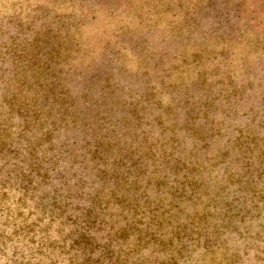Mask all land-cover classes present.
<instances>
[{
    "label": "trees",
    "instance_id": "16d2710c",
    "mask_svg": "<svg viewBox=\"0 0 264 264\" xmlns=\"http://www.w3.org/2000/svg\"><path fill=\"white\" fill-rule=\"evenodd\" d=\"M74 12L70 48L41 33L0 65V264L264 254V24L126 74L77 49Z\"/></svg>",
    "mask_w": 264,
    "mask_h": 264
},
{
    "label": "rangeland",
    "instance_id": "374dc122",
    "mask_svg": "<svg viewBox=\"0 0 264 264\" xmlns=\"http://www.w3.org/2000/svg\"><path fill=\"white\" fill-rule=\"evenodd\" d=\"M98 1L0 0V65H9L8 56H4L10 48H22L41 33L55 34L54 45L59 39L70 48L67 20L73 11L78 28L71 32L79 35L77 49H87L93 57L97 48L107 54L106 61L127 52V56L123 55L126 74L136 72L141 56L156 53L157 57L164 56L167 63L170 57L189 53L193 45L201 50L208 42V32L220 26L225 32L237 30L253 18L264 24V0H103L104 5L96 6ZM109 8H115L113 17L108 15ZM213 42L208 44L210 49L215 47ZM112 65L116 66L114 61ZM253 254L250 260L242 256L241 264H264V254ZM74 262L71 257L70 261L62 257L57 264ZM42 264H48V259Z\"/></svg>",
    "mask_w": 264,
    "mask_h": 264
}]
</instances>
